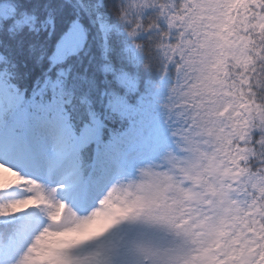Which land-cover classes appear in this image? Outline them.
I'll use <instances>...</instances> for the list:
<instances>
[{"label":"clouds","instance_id":"1","mask_svg":"<svg viewBox=\"0 0 264 264\" xmlns=\"http://www.w3.org/2000/svg\"><path fill=\"white\" fill-rule=\"evenodd\" d=\"M81 7L107 64L64 67L29 44L40 70L30 90L26 65L0 50V123L23 121L34 161L0 163L21 181L57 178L48 187L63 205L58 221L55 207L0 217V264H29L46 229L85 224L123 229L110 264H264V0ZM93 120L96 133L63 156L58 128L85 131ZM69 163L93 176L76 204L56 191ZM16 189L5 208L30 198Z\"/></svg>","mask_w":264,"mask_h":264},{"label":"trees","instance_id":"2","mask_svg":"<svg viewBox=\"0 0 264 264\" xmlns=\"http://www.w3.org/2000/svg\"><path fill=\"white\" fill-rule=\"evenodd\" d=\"M86 2L87 0H70V2L67 0H0V6L7 4L12 7L13 12L0 15V50H4L6 47L11 59L15 60L18 65H26V67L21 66L19 71L28 73L23 83L30 90L33 81L40 75V70L35 68L34 57L29 55V44H35L37 48L43 44L47 48L48 55L53 56L55 62L64 67L78 65L82 69L86 65L91 67L92 64L108 63L107 60L102 59L101 49L97 45L96 28L93 27L86 10L81 7V4ZM111 43L115 45L116 39L113 38ZM107 55L113 62L115 61L111 52H108ZM48 63L46 58L45 67ZM100 78L102 77L98 74V79ZM109 78L111 79V76ZM38 87L39 85H37ZM112 87L116 88L115 83ZM93 107L98 112L103 111L102 105L98 102V97L94 98ZM14 116L4 124L0 123L2 125L0 132L5 126H9L15 144L19 147L25 139L23 135L25 127L23 121L20 119L16 122ZM93 125H96L97 128L100 127L99 122L95 120L91 126ZM82 132L79 128L73 132L58 128L61 154L69 160L76 150L74 149L76 139ZM73 168L82 170L75 164L69 163L65 172L68 173V178L71 180H73ZM1 181L0 201H3L2 191L13 185H17V189L21 190L20 195L30 196L27 191L29 188L28 180L21 181L17 172ZM26 202L29 206L34 205V202H31V196ZM7 215H11L9 208H5L0 203V217ZM120 231L123 229L117 228L113 237L106 236L102 240L94 239L90 244L80 248L73 241L66 243L63 248L55 253L54 257L39 264H105L107 261L109 262L108 258H110L105 254L106 243L111 241L114 244ZM81 252L86 254L84 258L80 256ZM30 260L33 264H38L37 261L34 262L33 256L30 257Z\"/></svg>","mask_w":264,"mask_h":264},{"label":"rangeland","instance_id":"3","mask_svg":"<svg viewBox=\"0 0 264 264\" xmlns=\"http://www.w3.org/2000/svg\"><path fill=\"white\" fill-rule=\"evenodd\" d=\"M13 13L12 7H10L7 4H2L0 6V15L2 14H8ZM16 121H18L20 118L15 116ZM97 126H92L89 129L83 131L78 139L76 140V147L81 143L85 138L94 135L97 131ZM10 130H7L6 133L0 134V159L8 160L13 159L17 162H23L25 165L31 166L34 161L31 157V153L29 151L28 146L26 143H24L21 148L17 149L14 147L13 142L10 138ZM120 149L127 151L128 149H124L123 145L119 146ZM18 151L21 153V155L17 158H10L8 155L11 154L13 151ZM111 150V149H110ZM136 149H133V151ZM112 151V150H111ZM113 155H118V152L112 151ZM16 171L12 170L11 168L5 167L3 163H0V183L6 177H9L12 173H15ZM89 172V171H88ZM83 171V175H84ZM87 176V178H84L81 180V184L83 186L82 189L86 188L92 181L93 176ZM89 179L88 181H86ZM29 185H31V188H28L27 191L29 192L31 196V202H34V208L32 206H28L26 201L23 200H17L15 202H9L8 208L10 213H17L18 209H28L29 211L35 210L39 211L41 208H57V212L55 215L52 216L53 220H60V211L59 209L63 207V205H57L55 194H50V190L48 185L54 184L57 182V178L49 177L46 184L39 183L36 180L28 179ZM64 187L61 189H57L56 191L59 193V195L69 201V203L76 204L79 201V197L76 195L81 190L76 189L74 183H71V180H69L66 177V174L63 178ZM86 181V182H85ZM60 183H64L62 180L59 181ZM85 182V183H84ZM36 193L35 195H32V193ZM16 193H21V190L16 189ZM13 193H9L7 191H3V200L7 197L12 195ZM115 232H109L105 234V230L101 228L97 224H85L83 226H73V227H66L61 230H49L46 229L44 233L41 234V237L37 238V244L38 246L33 249V252L35 253L34 262L37 261V263H44L48 259H51L54 257L55 253L58 252L61 248H63L64 244L74 242L75 245H77L79 248L84 247L85 245H88L91 243V241L95 240H102L105 238V236L113 237ZM107 247L105 249V254L108 255L110 258L109 262L107 261L105 264H110L111 261V255L113 251V243L111 241L107 242ZM80 253V256L84 258L86 254ZM81 258V259H82ZM29 259V264H33V262Z\"/></svg>","mask_w":264,"mask_h":264},{"label":"snow or ice","instance_id":"4","mask_svg":"<svg viewBox=\"0 0 264 264\" xmlns=\"http://www.w3.org/2000/svg\"><path fill=\"white\" fill-rule=\"evenodd\" d=\"M21 155L20 152L18 151H13L11 154H9L8 156L10 158H17ZM72 175H73V182H74V185L76 187V189L78 190H82L83 186L81 184V179H80V173H79V170L76 169V168H73L72 170Z\"/></svg>","mask_w":264,"mask_h":264}]
</instances>
